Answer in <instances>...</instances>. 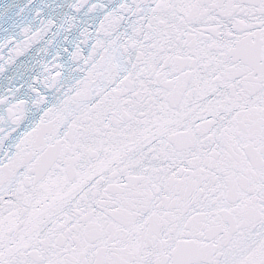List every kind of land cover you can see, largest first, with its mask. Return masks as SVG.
I'll return each instance as SVG.
<instances>
[{
  "label": "snow or ice",
  "instance_id": "1",
  "mask_svg": "<svg viewBox=\"0 0 264 264\" xmlns=\"http://www.w3.org/2000/svg\"><path fill=\"white\" fill-rule=\"evenodd\" d=\"M0 264H264V0H0Z\"/></svg>",
  "mask_w": 264,
  "mask_h": 264
}]
</instances>
